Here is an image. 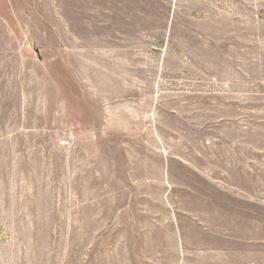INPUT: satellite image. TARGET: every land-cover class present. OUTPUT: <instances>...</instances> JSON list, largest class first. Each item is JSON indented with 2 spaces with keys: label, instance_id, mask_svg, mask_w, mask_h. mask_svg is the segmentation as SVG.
I'll use <instances>...</instances> for the list:
<instances>
[{
  "label": "rangeland",
  "instance_id": "374dc122",
  "mask_svg": "<svg viewBox=\"0 0 264 264\" xmlns=\"http://www.w3.org/2000/svg\"><path fill=\"white\" fill-rule=\"evenodd\" d=\"M0 264H264V0H0Z\"/></svg>",
  "mask_w": 264,
  "mask_h": 264
}]
</instances>
